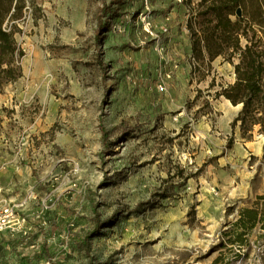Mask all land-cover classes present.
I'll use <instances>...</instances> for the list:
<instances>
[{"label": "rangeland", "instance_id": "rangeland-1", "mask_svg": "<svg viewBox=\"0 0 264 264\" xmlns=\"http://www.w3.org/2000/svg\"><path fill=\"white\" fill-rule=\"evenodd\" d=\"M199 2L20 0L17 54L0 63V197L20 219L4 241L31 231L40 257L10 243L0 264H264V222L236 226L264 197V131L199 150L205 90L235 74L160 76L191 53Z\"/></svg>", "mask_w": 264, "mask_h": 264}, {"label": "trees", "instance_id": "trees-1", "mask_svg": "<svg viewBox=\"0 0 264 264\" xmlns=\"http://www.w3.org/2000/svg\"><path fill=\"white\" fill-rule=\"evenodd\" d=\"M190 1L187 0L188 3ZM250 1L256 4L258 14L251 18L247 12L246 18L243 15L233 19L235 8H244ZM198 6H203V9H197L195 20L188 22L193 56L202 65H210L219 55L229 60H233L234 55L238 56L239 61L234 65V83L218 91L217 96L224 95L234 105L242 104V110L232 126L240 122L242 137L249 140L247 132L256 124H260L264 131V43L255 27L251 32L252 23L258 24L260 31L264 30V0H201ZM19 12L20 0H0V63L17 54L15 24L9 27L8 22ZM244 36L248 40L245 45L242 44ZM262 199L264 197L259 196L254 206L241 210L237 228L252 229L258 221L264 222ZM93 234L95 231L90 232V235ZM243 234V231L238 233L235 240L242 241Z\"/></svg>", "mask_w": 264, "mask_h": 264}, {"label": "crops", "instance_id": "crops-1", "mask_svg": "<svg viewBox=\"0 0 264 264\" xmlns=\"http://www.w3.org/2000/svg\"><path fill=\"white\" fill-rule=\"evenodd\" d=\"M181 8V5H180ZM179 14H181V10L179 9ZM170 16V15H169ZM170 17L167 18L168 22H163L162 26L167 25L168 30L169 28H172V25L170 24ZM163 33H169V31H163L162 29H159ZM190 37V36H189ZM188 45L191 46V53H189L188 57H182L183 62H179V65H176L174 69L172 70V67L170 66L169 69L163 70L160 69V76H164L165 78L171 79L172 75H182L185 73L186 75H194L202 74L206 75V79L208 81H212L215 78V81H218V76L221 74H228L233 76L235 74V67H233L231 64H229V67L225 66V69H221L220 62L219 61H212L210 65L205 63L204 65L206 67H203L201 63H199L195 57L193 56V50H192V40L191 37L189 39ZM236 62H234V65ZM227 70V71H226ZM173 80V79H172ZM235 81V78L233 76L231 84H233ZM221 90V87L217 88L215 86V83L210 86L208 85V89L205 90L207 94H205L204 97L208 98L206 100V104L209 105L206 109H201V107H198L200 109L201 118L199 119V123L197 126L199 136H200V152L203 153V155L207 156V154H211V146H214L218 142H221V144L224 143L225 138H227L228 134H231L230 132L233 131L235 136L242 137L241 134V128H240V122H238L234 127L232 126V122L234 119L239 115L240 111L242 110V104L234 105L228 98H226L224 95L217 96V92ZM171 101H173L172 97ZM211 105V106H210ZM176 109L177 115L174 117V121H178V117L183 113V108H180L179 106ZM184 107V106H182ZM218 114V117L214 120L212 118H215V116ZM218 129L221 131V133L218 132ZM219 136H222V138H219ZM3 203L11 202V199H3L0 197ZM46 222V221H44ZM5 233L2 231L0 232V249H9L10 243H13V246L18 249L19 256L21 258H28L29 262L33 263L36 262L38 257L40 255L35 252V249L38 248L39 241L34 238L33 233L30 231L26 235H20L17 239H12L9 241H4ZM42 254L45 255L46 249H43ZM40 253V252H39ZM16 255V254H15ZM4 257L0 255V263H2V260Z\"/></svg>", "mask_w": 264, "mask_h": 264}, {"label": "built area", "instance_id": "built-area-1", "mask_svg": "<svg viewBox=\"0 0 264 264\" xmlns=\"http://www.w3.org/2000/svg\"><path fill=\"white\" fill-rule=\"evenodd\" d=\"M147 28H149L150 32V23L147 24ZM164 31H166V28H164ZM159 88L161 91L166 90V86L163 83H159ZM14 207V205H11L7 202L3 203L0 199V231H3L7 228L16 227L20 223V219L15 215Z\"/></svg>", "mask_w": 264, "mask_h": 264}, {"label": "water", "instance_id": "water-1", "mask_svg": "<svg viewBox=\"0 0 264 264\" xmlns=\"http://www.w3.org/2000/svg\"><path fill=\"white\" fill-rule=\"evenodd\" d=\"M237 14L241 15V10L240 9H238Z\"/></svg>", "mask_w": 264, "mask_h": 264}]
</instances>
